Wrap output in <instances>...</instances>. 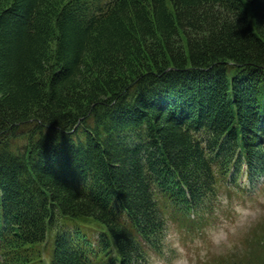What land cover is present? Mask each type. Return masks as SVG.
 Wrapping results in <instances>:
<instances>
[{
	"label": "trees",
	"instance_id": "trees-1",
	"mask_svg": "<svg viewBox=\"0 0 264 264\" xmlns=\"http://www.w3.org/2000/svg\"><path fill=\"white\" fill-rule=\"evenodd\" d=\"M262 175L264 0H0V264H139Z\"/></svg>",
	"mask_w": 264,
	"mask_h": 264
},
{
	"label": "clouds",
	"instance_id": "clouds-1",
	"mask_svg": "<svg viewBox=\"0 0 264 264\" xmlns=\"http://www.w3.org/2000/svg\"><path fill=\"white\" fill-rule=\"evenodd\" d=\"M259 219H264V178L211 182L188 221L159 214L155 231L137 242L139 264H215L214 257L235 251V236Z\"/></svg>",
	"mask_w": 264,
	"mask_h": 264
},
{
	"label": "rangeland",
	"instance_id": "rangeland-1",
	"mask_svg": "<svg viewBox=\"0 0 264 264\" xmlns=\"http://www.w3.org/2000/svg\"><path fill=\"white\" fill-rule=\"evenodd\" d=\"M261 178H264L262 175ZM243 178L238 177L230 183H239ZM174 210L173 212H177ZM178 219L188 221L179 213H170ZM195 221H189L195 226ZM215 264H264V219L252 221L244 230L235 236V251L227 255L214 257ZM47 264V263H45Z\"/></svg>",
	"mask_w": 264,
	"mask_h": 264
}]
</instances>
